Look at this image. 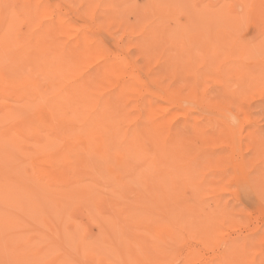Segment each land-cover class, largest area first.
<instances>
[{
  "label": "rangeland",
  "instance_id": "rangeland-1",
  "mask_svg": "<svg viewBox=\"0 0 264 264\" xmlns=\"http://www.w3.org/2000/svg\"><path fill=\"white\" fill-rule=\"evenodd\" d=\"M149 1L13 0L6 7L19 12L16 29H19L20 35L35 29L34 34L39 30L38 26L54 23L61 18L58 21L61 20L64 24L62 27L68 31L66 35L58 33L55 40L61 41L60 48L64 45L73 49L70 58L74 71L81 68L83 74H87L100 67L103 60L97 57L93 49L95 43L100 44L109 60L116 62L114 75H109L111 79L101 78L96 84L98 91L103 90L102 94L119 90L122 85H133V89L125 87L120 98L114 95L113 105L116 123L121 129L119 131L124 132L130 127V131L137 130V135L123 145L122 150L130 149L123 152L126 155L115 152L112 158L115 161L104 163L107 166L103 168L104 171L101 168L103 164L99 167L104 178L98 184L101 191L106 182L121 177L124 183L138 191L143 196V201L147 202L155 195L150 186L156 183L159 170L166 169L168 173L165 170L162 183H156L158 192L174 186L173 190L171 188L174 197V193L179 195L183 189L186 192L190 183L199 185L189 202L190 209H177L176 205H167L168 209H172L169 212L170 219L182 221L191 216L196 220L212 219L213 223L215 219H223L224 225L216 226L217 233H221L220 228L224 231L219 246L232 241L241 242L237 251L241 253V259L237 258L236 263L264 264V48L256 49L257 44L264 39V0H182L184 3L174 0L180 8L171 4L173 0H169L170 3L168 0ZM152 1L154 4L158 1L159 5L151 4ZM24 2L32 6V11L28 14L22 12ZM148 2L151 5H146ZM167 2L168 5L164 4ZM136 3L140 7H136ZM154 7L158 9L156 12L152 9ZM163 7L170 11L167 15L171 14V17L166 16L167 10L160 12L166 18L157 13ZM221 7L228 15H234L231 10L239 12L238 25L236 24L238 27H233L234 31L230 29L232 34L230 31L229 34L226 33L229 27L226 23H230L220 17L217 19L220 18L221 21L210 20L211 13ZM142 9H150L151 12H144L147 14L142 17ZM201 10L210 16V19L207 16V22L199 29L203 31L202 36L194 33L197 26H200L199 19L202 20L199 16H206L203 12L200 14ZM24 20L30 28L25 29L28 24L23 23ZM179 27L183 28L180 32H184V29L189 32L188 37L195 36L194 42L190 37L188 45L187 34L186 38L180 36L181 43L180 40L175 42L180 37L177 38L178 33H173L178 32ZM150 34H154V39ZM181 34L184 35L185 32ZM227 34L229 38L232 37L230 40L226 37ZM173 35L176 38L174 42L171 41ZM25 36L20 38L23 44L26 43ZM83 37L91 38L92 43L78 50L76 41ZM26 40L28 43L29 38ZM207 43L210 48L208 50L205 49ZM189 47H193L194 51L196 49L195 52L197 49L200 51L194 52L192 58L185 50ZM91 59L97 61L85 68ZM24 69L29 73L32 71L27 67ZM27 71L26 74H29ZM69 72L72 74L73 71ZM36 81L33 79L32 83L37 86ZM30 84L31 82H27V85ZM14 89V85L9 87L11 91ZM18 100L12 97L10 102L7 100L4 104L10 106L14 102L19 103ZM39 116L48 121L52 118L51 113L44 108H39ZM164 124L169 126V132L165 135L169 140L171 137L175 140L171 139L170 147L163 141ZM94 134L96 145L100 143V134ZM70 145L77 148V154L84 151V144L80 139L74 142L66 140L61 146L67 148ZM163 145L171 150L167 148V153ZM171 153L176 156V160H173ZM180 153L185 156L183 160L182 155L177 159V154ZM14 155L15 162L19 163L17 173L26 176L27 171H32V163L29 164L25 160L26 155L18 150ZM138 155L144 156L145 161L135 169L133 166L141 164ZM41 164L50 171L57 170V166L51 163ZM11 172V169L6 171L4 177H0V182L5 176L12 177ZM143 174L148 176L146 183L142 179ZM31 179L30 176L27 183L37 186ZM186 179L189 184H186ZM195 185L191 186L192 189ZM41 191L38 189V197L43 196ZM0 199H3L0 201V217L7 215L18 221L15 226L0 230V264H26L27 259L22 254L31 255L35 251L42 255V264H50L54 259H64L66 250L70 252V259L62 264H97L95 260H85L76 244L67 246L64 239L66 233L63 232L72 223H82L88 228V240H93L89 232L92 225L88 221L101 220L102 215L107 213V199L99 198L98 206L102 212L93 209L94 206H85L82 211L78 208L73 210L74 205L71 204L67 210L51 215V223L55 226L53 229L43 224L46 218L36 215L37 209L34 206H21L9 198ZM200 223L202 225L198 226H203ZM29 236L34 238L30 247L25 244ZM204 236L205 234H200L201 241L187 238L180 244L177 255L184 256L188 249H194L199 251L200 258L215 261L220 256L221 249L205 246ZM91 246L95 247L96 244ZM93 250L98 251L97 248ZM106 256L108 260L102 264H124L125 260L131 262L126 257L125 260L122 259L120 254L109 252ZM76 258H80V261ZM19 259L21 262L16 263ZM173 259L171 263L177 264ZM148 262L150 261L146 263ZM234 262L235 259L233 264Z\"/></svg>",
  "mask_w": 264,
  "mask_h": 264
},
{
  "label": "bare ground",
  "instance_id": "bare-ground-1",
  "mask_svg": "<svg viewBox=\"0 0 264 264\" xmlns=\"http://www.w3.org/2000/svg\"><path fill=\"white\" fill-rule=\"evenodd\" d=\"M9 1L13 0H0V177L3 178V174L9 169L13 171L11 172L13 175L12 177L5 176L6 178L0 182V198H9L10 201L21 206H34L37 209L36 215L45 216L46 219L43 224L50 229L55 227L51 223V215L53 216L60 211L67 210L71 204L74 205L73 210L78 208L82 211V208L85 206H94L92 207L93 209L102 212L101 207L98 206L100 205L99 198L107 199L108 203L105 204L107 213L102 215L101 220L91 219L88 221L92 225V229L89 232L93 240H88L90 238L87 235L88 228L84 227L82 223H72L63 232L66 233L64 239L67 246L76 244L83 257H85V260H95L97 264H102L105 260H108L106 255L109 252L115 255L120 254L124 260L125 257L130 259L131 262L125 260L124 264H145L147 261L150 262L146 264H172L173 258L174 263L178 262L177 264H233L234 259L235 264L237 258L240 260L241 253L237 251L239 246H241V242L232 241L219 246L223 228H220L222 230L221 233H217L216 226L220 225L219 227H222L224 225L223 219H215L214 223L212 219L196 220L192 219L191 216L182 221L170 219L169 212L172 209H168V204H170V207L176 205L177 209H183L185 207L188 209L191 208L189 202L193 199L195 190L199 185L188 182L189 178L186 179V184L190 183L191 189L187 185L185 186L187 187L186 192L183 189V192L181 191L182 193L179 195L174 193L177 196L174 195L173 197L172 192L174 191L172 190L174 186L169 187V189L163 188L161 192L156 190V183L161 182L163 175H166L167 171L166 169V171L160 169L156 183L150 186L154 190L155 195L147 202L143 201V196L138 191H134L129 185L124 183L121 177L115 178V180H109V184L106 182L102 186L104 190H100L98 184L103 178V172L101 173L99 171V167L103 164L101 168L104 171V163H112L111 161H115L114 159L112 160L115 152L118 154L126 150L129 151V148L122 150L123 145L127 144L130 139L132 141L134 135H137L135 133L137 130L130 131L128 129L130 127L126 128L124 132L119 131L121 129L117 126L115 105H113L115 104L113 99L114 95L120 98L125 87L129 89H133L134 87L132 84L128 86L122 85L119 90H112L106 94H102L103 90L99 89L98 91L96 89V84L101 78L104 80L107 77V79H111L114 75L116 65V62L109 60V56L107 53L105 54L104 48L98 43L94 44L93 49L97 57L103 60L100 67L92 73L83 74L81 68L79 69L81 71L75 70V72L74 67L72 68L73 62L70 58V53L73 52V49L64 45H62L61 49V41L58 42L59 39L55 40L58 33L66 35V31H68L62 27L64 24L61 23V20L58 21L61 19L59 16L56 17L59 19H56L55 22L53 21L54 23L41 25V27L38 26L39 30L34 34V28H31L32 30L34 29L33 32L27 31L28 34L24 32L25 34L23 35L25 36L27 34L25 38H29V41L27 43V40L24 38L26 43L23 44L20 39L23 38V35H20L19 29H16L19 12L11 10L9 6L6 7ZM180 1L181 3L185 2ZM149 2L146 5H159L158 1L156 4L153 3L154 1L151 4ZM168 2L170 3L169 0ZM168 2L164 4L168 5ZM172 3L177 7V2L175 3L173 0ZM27 4L25 2L22 4L23 11H21L24 14L32 11V6ZM136 5L138 6V3ZM130 8L132 9L133 7ZM152 9L155 12L158 10H156V7ZM159 10L161 11L157 13L163 12L164 10L168 11L164 7L159 8ZM171 11L173 12L174 10ZM231 11L234 12V15H228L221 7L215 12H212L210 17L208 13L205 14L201 10L200 14L204 13L206 16L202 15L199 18L202 17V20H205L208 16V18H211H209L210 20L215 19L213 21L216 22V19L220 17L223 21L225 20V22L231 24L226 23L229 26H227L226 33L229 31L231 33V30L234 31L238 27L237 23L239 21L237 20L239 12ZM142 12L143 17L144 14H147L144 12L151 11L148 9V11L143 10ZM169 12H165L167 17L172 16L171 14L170 16L167 15ZM17 13L18 17H16ZM173 13H176V11ZM48 14L52 15L50 12ZM163 15L165 16V14ZM163 15L161 14V17ZM208 18L202 24L200 23L202 20L199 19L200 22L198 21V25L200 24V26H197L198 29L194 33H199L202 36L201 33L203 31L199 29L204 22H207ZM219 19L217 20L221 21ZM24 22L26 21L24 20ZM25 27L27 29V27L30 28L31 26L28 24ZM178 29V32L173 33H178L177 38L180 36L186 38V34L188 40L192 37H188L189 32L185 29L183 30L185 32L184 35L181 34L184 33L182 30L180 32V29L183 28L179 27ZM227 35L226 37L230 40L232 37L230 36L229 38V35ZM151 37L154 39V34ZM173 37L175 38L174 35ZM174 38L171 41L174 42L176 40ZM192 39L194 42L195 36ZM178 40L181 43V37L175 42L178 43ZM188 40L187 43L190 42ZM229 40L227 41L229 42ZM91 43V38H79L76 41L77 49L81 50ZM208 43L207 48H205L207 50L210 49L208 48ZM260 48H264V39L256 46L257 50H260ZM185 50L193 58L192 55H194L196 49L194 51L193 47H189L185 48ZM215 50L217 51V48ZM199 51L200 49H197V52ZM97 59L95 60L97 61ZM95 60H89L85 68ZM177 65H175V68ZM21 67L23 69L24 67H27V69L30 68L32 71L29 73V71L24 69V72ZM26 71L29 74H26ZM69 71H73L72 74ZM19 73L22 75L21 77L20 75L18 76ZM109 75L111 76L110 78ZM33 79L35 81L38 80V82L36 81V84L38 83L37 86L32 83ZM27 82H31V84L27 85ZM13 85L16 89L14 91L9 90V87ZM12 97L13 99L18 98L19 103H15L14 101L12 103L11 101L12 104L10 106H5L4 102L9 101ZM39 108H44L49 111L52 118L48 121L44 117H40ZM168 128L169 126L164 124L163 141L164 144L167 143L170 147L169 144L171 143L169 142H171L173 137L170 136L171 139L169 140V137L166 136L169 132ZM95 132L100 134L98 136L100 143L97 142L98 144L96 145L94 144L96 142L94 141L95 138H93L95 137ZM69 139L72 142L80 139L84 144V151L82 150L83 152L81 154H77L76 147L72 145L67 148L61 146ZM167 145L166 148L163 145V148L168 153ZM77 147L80 146L77 145ZM171 148L173 147L171 146ZM16 150L26 155L25 160L29 161V164L30 162L32 163V171H27L24 177L17 173L19 163L15 162L14 154ZM162 153H164V150H162ZM123 154L121 155L123 156ZM177 155V159H179L178 157L182 154ZM183 155L182 160L185 157ZM174 156L173 160H176V156ZM138 157L141 164L133 166L135 169L141 167L145 161L144 156L138 155ZM169 157L172 159V156ZM41 161L57 166V170H48L46 166L41 164ZM22 162L24 161L22 160ZM11 163L13 164L10 165ZM115 167L117 168L116 165ZM29 175L32 178V183L37 184V186H31L27 183L30 177ZM142 179L146 183L148 176L143 174ZM149 180L151 179L149 178ZM191 184L196 187L192 189L193 186ZM38 189L42 190L41 193L44 197H38ZM200 222L203 223L201 227L205 230H202L198 226L202 225ZM17 223L18 221L15 218L8 217L7 215L1 216L0 230L2 228H4L2 230H6L10 226H15ZM196 224L203 232H200L201 230L197 228ZM193 226L196 227L194 228ZM162 229H166V231L163 232ZM200 234H205V246L221 249L220 256L215 260L216 262L211 258V260L200 258L199 251L197 252L194 249H188L184 256L177 255L179 246L183 241L187 238L189 240L193 238L201 241ZM33 239L32 236H29L25 240V244L30 247ZM92 244H96V246L93 247L91 246ZM94 248H97L98 251H95L96 249L93 250ZM39 253L35 251L31 255L25 253L22 255L27 259L26 264H42V255ZM64 254H66L64 259L59 261L58 259H54L50 264H55L56 262L57 264H62V262L66 263L65 261H69V250H66ZM174 255L177 256L175 257ZM76 259L80 261V258ZM20 262L21 259L16 263ZM240 262L238 261V263Z\"/></svg>",
  "mask_w": 264,
  "mask_h": 264
}]
</instances>
